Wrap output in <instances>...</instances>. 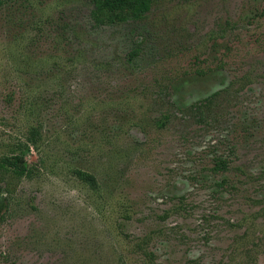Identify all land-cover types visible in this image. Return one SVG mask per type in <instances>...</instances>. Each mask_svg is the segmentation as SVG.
Returning <instances> with one entry per match:
<instances>
[{
	"label": "rangeland",
	"instance_id": "obj_1",
	"mask_svg": "<svg viewBox=\"0 0 264 264\" xmlns=\"http://www.w3.org/2000/svg\"><path fill=\"white\" fill-rule=\"evenodd\" d=\"M90 10L0 0V157L42 129L40 175L0 172V264H264V0H153L100 28ZM229 81L212 124L174 114ZM214 152L244 170L235 189L190 180Z\"/></svg>",
	"mask_w": 264,
	"mask_h": 264
},
{
	"label": "trees",
	"instance_id": "obj_2",
	"mask_svg": "<svg viewBox=\"0 0 264 264\" xmlns=\"http://www.w3.org/2000/svg\"><path fill=\"white\" fill-rule=\"evenodd\" d=\"M89 3L91 5L89 17L92 26L94 28H100L141 21L150 12L153 0H89ZM138 53V48L134 49L129 54V59L132 60L137 57ZM222 69L221 65L220 70ZM233 85L234 82L229 81L223 88L195 102L191 106L178 107L174 114L181 113L185 119L186 116L183 115L184 110L195 111L197 114V123L212 124L211 114H213L214 109L218 108V112L224 108L223 106L221 108L222 103H219V99ZM217 117H220V114L217 113ZM170 119L171 115L162 113L156 118L154 125L159 129H164L170 122ZM41 130V126L32 127L22 133L21 141L18 144L19 150L22 152L21 155L12 153L0 157V172L3 175L8 174L15 179L26 180H32L40 175V164H36V162L27 164L24 155L37 148V144L41 139ZM230 155L215 152L211 156L205 154L201 159V163L206 169L201 167L198 172L190 175V180L194 181L200 187L208 186L212 190L217 191L222 189L223 193L227 192L228 188L235 189V182L246 174L240 166L235 165L236 163L231 159ZM72 174L92 191L98 190V181L93 174L80 169H73ZM9 196H11L9 184L3 182V184H0V220L2 219L3 204ZM177 200L178 208L186 206L184 196L177 197ZM137 246L142 249L141 245L137 244ZM121 264L125 263L122 262Z\"/></svg>",
	"mask_w": 264,
	"mask_h": 264
}]
</instances>
